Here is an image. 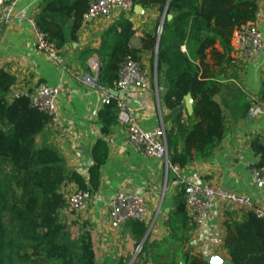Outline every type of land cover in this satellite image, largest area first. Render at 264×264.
Returning <instances> with one entry per match:
<instances>
[{
	"label": "trees",
	"instance_id": "trees-1",
	"mask_svg": "<svg viewBox=\"0 0 264 264\" xmlns=\"http://www.w3.org/2000/svg\"><path fill=\"white\" fill-rule=\"evenodd\" d=\"M142 8H167L157 54L159 86L164 90L163 103L170 111V130L166 142L171 165L181 170L192 162L212 157L225 133V116L214 100L224 89L226 69L231 57L234 33L254 24L257 0H132ZM90 0H44L35 22L59 52L66 39L64 28L71 23L75 41L84 23ZM168 16L172 18L168 20ZM133 24L121 15L102 35V46L95 53L102 62L97 83L105 90H116L121 65L129 58L139 62L140 51L131 46ZM143 49L156 48L157 35L146 34ZM16 78L0 70V264H96L95 242L86 224L73 237L70 225L61 214L67 209L64 189L74 184L78 191L92 196L100 189V170L108 157L106 141L99 140L91 157L87 181L67 169L64 158L48 144L51 119L31 107L26 98L8 101ZM193 101L191 116L183 118L184 99ZM250 105L245 107V114ZM102 132L109 135L117 123L115 100L99 114ZM253 150L264 164V146L254 141ZM140 243L148 227L145 223H128ZM166 241H190L194 229L186 212L184 190L166 222ZM226 245L232 264H255L236 258L233 244L248 241L237 251H252L251 241H262L264 221L249 213L243 223H226ZM165 241V240H164ZM146 242L140 252L147 249ZM247 245V247H246ZM182 264H207L201 257L181 252ZM256 264H264L263 257Z\"/></svg>",
	"mask_w": 264,
	"mask_h": 264
},
{
	"label": "crops",
	"instance_id": "crops-1",
	"mask_svg": "<svg viewBox=\"0 0 264 264\" xmlns=\"http://www.w3.org/2000/svg\"><path fill=\"white\" fill-rule=\"evenodd\" d=\"M43 1H12L9 19L0 25V70L16 78L11 93L31 91L40 85L61 88L58 98L61 126L50 124L47 138L48 144L64 158L68 170L79 173L87 181L94 146L99 140L107 143L108 157L100 170V189L92 196L89 207L76 213L80 218L78 223L86 224L93 236L96 264H182L181 252L204 261L217 256L222 264H232L226 245V223H243L252 211L215 208L203 226L192 225L190 241L185 244L166 241L169 237L166 222L181 198L182 180L249 196L256 206L261 205L264 189L255 187L252 175L261 158L252 145L257 140L264 146V117L248 120L245 107L252 101L264 103V48L246 62L233 58L231 53L234 61L223 75L224 89L214 98L225 116L224 137L214 155L204 162H192L182 170L173 165L177 170L169 169L165 162L141 155L127 145V130L118 120L109 135L103 134L99 114L106 106L103 104L105 97L97 86L87 82L88 78L96 81L101 60L95 51L102 46L101 35L123 15L135 31L131 46L140 51L139 62L152 78L150 89L129 88L123 101L142 129L153 131L163 127L165 131L170 130V111L164 106V90L159 86L156 69L161 36L158 31L162 33L167 8L134 6L129 13L84 22L75 41L71 38L69 22L64 28L66 44L59 51L63 60L60 65L36 49L34 31L28 22V19L35 20ZM257 3L254 24L264 37V0H257ZM171 18L168 16V20ZM146 34L157 35L154 50L143 49V40L149 43ZM192 110L193 101L187 96L184 99L185 120ZM69 186L77 190L74 184ZM119 193H135L144 198L148 213L144 222L148 227L145 241L138 243L128 223L119 228L110 225L109 203ZM68 212L63 211L64 214ZM146 242L147 249L140 254ZM247 243L233 244L237 260L256 264L258 258L264 259L262 241H251L252 251H237Z\"/></svg>",
	"mask_w": 264,
	"mask_h": 264
},
{
	"label": "built area",
	"instance_id": "built-area-1",
	"mask_svg": "<svg viewBox=\"0 0 264 264\" xmlns=\"http://www.w3.org/2000/svg\"><path fill=\"white\" fill-rule=\"evenodd\" d=\"M13 0H0V25L8 21ZM132 0H90L89 9L84 17V22L95 19H110L117 13H129L134 8ZM34 31L36 49L47 55L50 59L63 65L59 52L49 42L45 33L39 30L34 19H28ZM161 34V30L158 31ZM264 48V37L255 24H248L234 33L232 40L233 58L246 62L255 58ZM92 85L97 86L95 80L87 79ZM152 78L146 72L143 65L127 59L120 67L119 79L116 90L127 91L129 88L148 90L151 88ZM98 91L104 95L103 104H109L115 100L118 109V121L127 130L126 144L146 157L155 158L165 162L169 169L174 168L169 160V151L166 142V131L163 127L153 131H146L140 127L136 118L128 111L125 101L113 98L111 91L98 87ZM162 91V89H160ZM61 92L59 86L40 85L26 92H12L8 101L26 98L31 107L46 114L51 119V124L60 127L61 120L58 112V98ZM264 117V103L252 101L247 111L246 118L253 120ZM112 142V140H110ZM254 185L258 190L264 189V164L252 171ZM184 190L186 212L190 223L195 227L205 224L210 213L215 208L224 207L226 210L240 209L252 211L264 221V198L260 206H256L249 196L223 191L213 186L181 181ZM89 192L74 191L67 198V209L70 212H82L92 202ZM147 210L143 197L135 193H119L109 203V223L113 228H119L131 221L144 223L147 220Z\"/></svg>",
	"mask_w": 264,
	"mask_h": 264
},
{
	"label": "rangeland",
	"instance_id": "rangeland-1",
	"mask_svg": "<svg viewBox=\"0 0 264 264\" xmlns=\"http://www.w3.org/2000/svg\"><path fill=\"white\" fill-rule=\"evenodd\" d=\"M74 191L76 190H73V187L68 185L63 192L66 198H68V196ZM61 218L64 223L70 225L71 227L70 231L73 237H76L77 235L80 234L81 224L78 223V219L80 218H78V215H76V213L69 211L67 214H64L62 212Z\"/></svg>",
	"mask_w": 264,
	"mask_h": 264
},
{
	"label": "water",
	"instance_id": "water-1",
	"mask_svg": "<svg viewBox=\"0 0 264 264\" xmlns=\"http://www.w3.org/2000/svg\"><path fill=\"white\" fill-rule=\"evenodd\" d=\"M161 29H162V27H161ZM158 47H159V38H158V46H157V48ZM156 69H157V66H156ZM101 74H102V65H101V62H98V71H97L96 82L99 81V79L101 77ZM156 80H157V76H156ZM125 94L126 93L123 90H111L112 97L116 98L118 100H123L124 97H125ZM146 238H147V234L145 235V237H144V239L142 241H145ZM142 244L143 243H141L140 248L142 247ZM139 250H138V252H139ZM206 262L208 264H222V261L217 256H211V257L207 258Z\"/></svg>",
	"mask_w": 264,
	"mask_h": 264
}]
</instances>
